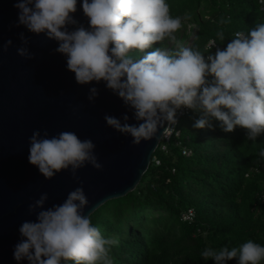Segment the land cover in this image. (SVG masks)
Listing matches in <instances>:
<instances>
[{
  "label": "clouds",
  "instance_id": "9594fccd",
  "mask_svg": "<svg viewBox=\"0 0 264 264\" xmlns=\"http://www.w3.org/2000/svg\"><path fill=\"white\" fill-rule=\"evenodd\" d=\"M259 4L264 5V0ZM14 6L19 10L16 26L56 41L54 52L66 57L78 84L104 82L124 102L138 123L130 124L127 114L122 119L106 114L104 120L117 132L130 135L134 145L168 138L183 108L201 113L193 125L196 129L213 128L214 118L226 133L244 128L247 140L255 141L264 133V23L247 32L236 31L226 48L210 41L202 51L177 41L175 33L184 18L170 14L167 0H82L87 27L74 17L78 0H16ZM217 36L224 40L223 32ZM19 38L18 55L34 59L30 37L20 33ZM166 38L177 44L176 50L153 47ZM12 46L9 39L2 50ZM213 47L214 54L209 51ZM134 52L144 55L137 57ZM99 94L97 87H91L87 99L94 102ZM29 145V162L48 180L70 170L79 181L78 170L87 165L103 169L93 141L72 131L50 137L47 130L43 135L36 130ZM258 155L264 158V149ZM48 200L43 193L29 204L28 212L36 220L21 225L23 239L14 248V258L27 259L29 264H112L110 247L119 241L102 235L92 212L85 215L89 199L84 188H75L62 203L45 208ZM201 256L215 264L231 260L262 264L264 246L249 239L231 249L206 248Z\"/></svg>",
  "mask_w": 264,
  "mask_h": 264
},
{
  "label": "trees",
  "instance_id": "16d2710c",
  "mask_svg": "<svg viewBox=\"0 0 264 264\" xmlns=\"http://www.w3.org/2000/svg\"><path fill=\"white\" fill-rule=\"evenodd\" d=\"M167 3L173 17L184 18L182 27L197 24L189 47L202 51L210 39L223 49L236 31L264 23L258 0ZM218 32L224 33L223 41ZM200 116L194 110L182 116L177 124L180 135L168 142L169 151L157 147L154 152L160 163L149 164L133 191L92 213L102 235L119 241L110 247L112 264H215L201 256L204 249H231L249 239L264 246V206L257 202V194L264 191V158L258 155L264 149V133L247 140L244 128L226 133L214 118L213 128L196 129ZM176 140L191 150L190 155L181 154ZM255 166H260L258 172L250 170ZM189 206L195 209L194 221H180L179 212Z\"/></svg>",
  "mask_w": 264,
  "mask_h": 264
},
{
  "label": "water",
  "instance_id": "95a60500",
  "mask_svg": "<svg viewBox=\"0 0 264 264\" xmlns=\"http://www.w3.org/2000/svg\"><path fill=\"white\" fill-rule=\"evenodd\" d=\"M16 0H0V264H29L17 261L14 248L23 239L19 231L25 221H35L28 206L47 193L45 208L62 203L70 191L83 187L89 199L85 215L106 201L133 191L151 163V156L161 139L132 143L109 127L104 116L122 119L129 115L130 124L138 123L124 102L104 82L80 85L75 73L67 68L66 57L54 52L56 41L43 34L37 36L18 23ZM74 17L88 26L82 0ZM70 30L73 26H69ZM30 37L29 49L35 58L27 60L17 53L22 46L19 34ZM13 46L7 52L2 45ZM97 87L94 102L87 99L89 89ZM56 136L62 131L75 132L82 140L91 139L102 170L91 165L78 170L79 181L70 170L48 180L37 166L29 162V138L34 131ZM160 129L157 137H160ZM82 182V183H81Z\"/></svg>",
  "mask_w": 264,
  "mask_h": 264
},
{
  "label": "built area",
  "instance_id": "2783aa9c",
  "mask_svg": "<svg viewBox=\"0 0 264 264\" xmlns=\"http://www.w3.org/2000/svg\"><path fill=\"white\" fill-rule=\"evenodd\" d=\"M258 5H259V9L264 11V5H260L259 0H258ZM194 26H195L194 24H192V25L188 24L186 27L187 33H190L192 30L194 31ZM210 41H214V40L213 39L208 40V42L205 44V46L208 45ZM215 45H217L216 42H215ZM218 47H220V46H218ZM220 48L222 49V47H220ZM209 51H212V53L214 54L215 48L214 47L210 48ZM190 111H191V109H187V108H183V109L179 110L177 113V120L179 121V119L182 116L188 114ZM177 124L175 126H173V130L171 131V134L168 138H163L160 140L157 147H160L161 152L167 153L169 151L168 142L171 140L172 137H179L180 130L178 129ZM174 143H175V145H177L180 148L182 155H184V156L190 155L191 150L184 143H182L180 140H176ZM151 162H154L155 164L160 163L159 158L154 153L151 156ZM260 166L264 167V164H261ZM260 166L259 167L258 166L252 167L250 170L258 172L260 169ZM248 174H249V172L245 173L246 176ZM257 202L260 205L264 206V191L257 194ZM178 218L182 222L192 223L195 219V209L192 206H189V207L182 209L179 212Z\"/></svg>",
  "mask_w": 264,
  "mask_h": 264
},
{
  "label": "rangeland",
  "instance_id": "374dc122",
  "mask_svg": "<svg viewBox=\"0 0 264 264\" xmlns=\"http://www.w3.org/2000/svg\"><path fill=\"white\" fill-rule=\"evenodd\" d=\"M194 25H195L194 31L192 30L190 33H187V30H186L187 25L185 27H181V29H179L175 33L176 39L181 45L189 47V45L191 44L192 39L195 36L196 31L198 30L197 24H194ZM157 44H160L161 45L160 47H167L173 51L176 50V48H177V44L173 43L172 41H170L167 38L164 41L159 42ZM152 50H154V49H152Z\"/></svg>",
  "mask_w": 264,
  "mask_h": 264
}]
</instances>
